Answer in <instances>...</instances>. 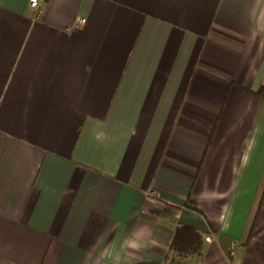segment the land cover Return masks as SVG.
<instances>
[{"label": "crops", "instance_id": "0c3cea01", "mask_svg": "<svg viewBox=\"0 0 264 264\" xmlns=\"http://www.w3.org/2000/svg\"><path fill=\"white\" fill-rule=\"evenodd\" d=\"M28 1L0 0V264H264V0Z\"/></svg>", "mask_w": 264, "mask_h": 264}, {"label": "trees", "instance_id": "16d2710c", "mask_svg": "<svg viewBox=\"0 0 264 264\" xmlns=\"http://www.w3.org/2000/svg\"><path fill=\"white\" fill-rule=\"evenodd\" d=\"M259 94H261V95H263L264 96V88H262L261 90H260V92H259ZM190 232H188V229L187 228H179V229H177V231L175 232V240H174V242H173V245H172V248H173V250L175 249L176 251H179V250H185L184 249V246H183V248H181L182 246H181V243H179V240L181 239V238H185L184 239V242L187 240V239H189L190 238V242L191 243H194L195 242V238H193V236H191L190 234H189ZM189 242V243H190ZM166 262H174V261H166Z\"/></svg>", "mask_w": 264, "mask_h": 264}, {"label": "built area", "instance_id": "2783aa9c", "mask_svg": "<svg viewBox=\"0 0 264 264\" xmlns=\"http://www.w3.org/2000/svg\"><path fill=\"white\" fill-rule=\"evenodd\" d=\"M43 1L44 0H29L28 1V4H29V7L31 9L37 10ZM205 240H206V242H210L211 241V237H207ZM236 247H237L236 244L233 245L232 249L229 252L230 256H233L235 254ZM162 264H186V263H183V262H175L174 261V262H163Z\"/></svg>", "mask_w": 264, "mask_h": 264}, {"label": "rangeland", "instance_id": "374dc122", "mask_svg": "<svg viewBox=\"0 0 264 264\" xmlns=\"http://www.w3.org/2000/svg\"><path fill=\"white\" fill-rule=\"evenodd\" d=\"M187 263H188V264H195V259H194V258H192V259H191V260H189Z\"/></svg>", "mask_w": 264, "mask_h": 264}]
</instances>
